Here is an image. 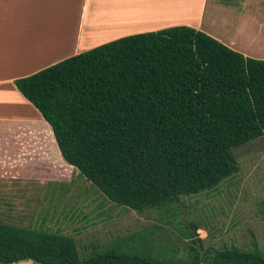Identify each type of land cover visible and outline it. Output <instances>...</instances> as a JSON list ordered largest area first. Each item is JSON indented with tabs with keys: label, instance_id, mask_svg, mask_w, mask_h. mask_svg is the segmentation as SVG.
I'll return each mask as SVG.
<instances>
[{
	"label": "trees",
	"instance_id": "trees-1",
	"mask_svg": "<svg viewBox=\"0 0 264 264\" xmlns=\"http://www.w3.org/2000/svg\"><path fill=\"white\" fill-rule=\"evenodd\" d=\"M61 157L112 202L142 211L210 189L237 170L232 148L264 135V59L187 25L125 35L14 81ZM157 259L0 220V264H264L226 248Z\"/></svg>",
	"mask_w": 264,
	"mask_h": 264
},
{
	"label": "rangeland",
	"instance_id": "rangeland-1",
	"mask_svg": "<svg viewBox=\"0 0 264 264\" xmlns=\"http://www.w3.org/2000/svg\"><path fill=\"white\" fill-rule=\"evenodd\" d=\"M241 1L222 0L219 6L213 3L205 6L204 14L201 0L179 7L166 2L159 10L163 16L164 11L167 12L163 20L176 15L201 27L204 24L217 30L216 33L223 34L225 28L224 35L236 32L249 37L245 26H250L259 38L252 42V36L246 38L249 49L264 52L261 46L264 30L255 29L257 21L264 24V16L258 14L257 18H250L244 7L240 11ZM136 6L137 2L126 3V7L135 9ZM158 6H152L157 10L155 13L159 11ZM110 7L117 12L118 28L109 26L115 28L114 31L139 26L144 27L131 30H147L163 21L156 19L160 18V12L140 23L144 20L141 8H138L140 13L127 15L120 10L121 5L110 3ZM169 12L176 13L168 16ZM93 28L102 30L104 27ZM29 138L24 142L26 150H21L24 158L34 166L18 169L27 177L46 176L47 181H42L46 189L44 194L27 192L25 198L14 193L1 194V205L10 206L0 211L3 222L69 235L74 238L81 258L116 242L123 248L149 253L157 259L189 260L192 247L201 255H212L226 248L257 249L264 253V135L232 148L237 170L214 187L179 195L168 205L142 211L112 202L65 162L47 166L44 159L39 164L42 142L34 134Z\"/></svg>",
	"mask_w": 264,
	"mask_h": 264
},
{
	"label": "crops",
	"instance_id": "crops-1",
	"mask_svg": "<svg viewBox=\"0 0 264 264\" xmlns=\"http://www.w3.org/2000/svg\"><path fill=\"white\" fill-rule=\"evenodd\" d=\"M0 0V195L3 193L21 195L27 197V192L37 191L44 194L46 187L42 181H47L43 176H25L20 173L18 167L34 166L22 153L21 148L26 150L24 142L34 134L42 144L39 164L51 166L65 162L61 157L57 142L48 122L40 112L31 104L16 88L14 81L18 78L30 75L36 71L46 68L69 56L78 54L102 43L113 39L152 30H158L175 25H187L204 31L220 42L229 46L247 57L264 59V52L249 49L247 39L258 40L259 35L252 33L250 26H245V33L228 35L216 33L203 24L185 21L184 18L174 16L173 18H162L161 10L166 2L169 6H182L188 3H195V0ZM222 0H201L202 13H205V6L213 3L221 5ZM137 2L138 6L126 7V3ZM112 6H122L120 10L129 15L140 13L143 21L149 20L150 16L160 12L161 24L146 29L114 31L110 25L118 28L116 11ZM225 3V2H223ZM158 6V12L153 5ZM226 4V3H225ZM173 6V7H174ZM187 6V5H186ZM215 6V5H214ZM241 7V8H240ZM240 11L249 13L250 18H257L258 14L264 16V0H242ZM114 9V10H113ZM90 10V14H89ZM177 12V11H176ZM176 12H169L174 14ZM103 24V26L101 25ZM98 25L104 28L96 30ZM108 25V26H105ZM264 30V24L256 22L255 29ZM219 31V29H218ZM259 32L258 30H256ZM261 38V37H260ZM261 46L264 49V44ZM258 49V48H256ZM44 151V154H43ZM57 160V162H56ZM66 163V162H65ZM38 164V165H39ZM5 183L6 185H2ZM38 185V186H37ZM17 202V200L15 201ZM18 208V205H14ZM0 201V211L2 208ZM10 264H38L33 260H21Z\"/></svg>",
	"mask_w": 264,
	"mask_h": 264
}]
</instances>
